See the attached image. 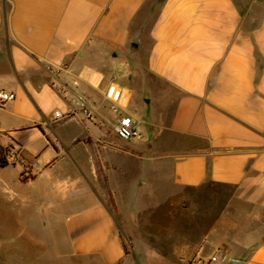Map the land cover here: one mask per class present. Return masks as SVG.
Returning a JSON list of instances; mask_svg holds the SVG:
<instances>
[{
	"label": "crops",
	"instance_id": "crops-1",
	"mask_svg": "<svg viewBox=\"0 0 264 264\" xmlns=\"http://www.w3.org/2000/svg\"><path fill=\"white\" fill-rule=\"evenodd\" d=\"M1 90L16 97L0 147L24 163L0 167V232L23 235L0 242V264H264V0H0ZM110 91L144 134L183 139L165 141L171 238L146 241L117 202L128 252L92 184L121 140ZM76 94L97 117L55 119Z\"/></svg>",
	"mask_w": 264,
	"mask_h": 264
},
{
	"label": "rangeland",
	"instance_id": "rangeland-1",
	"mask_svg": "<svg viewBox=\"0 0 264 264\" xmlns=\"http://www.w3.org/2000/svg\"><path fill=\"white\" fill-rule=\"evenodd\" d=\"M110 130L112 135L117 137L111 128ZM165 141L163 136L157 139L151 133L145 134L143 140H113V146L108 150L104 163L91 168L92 184L97 188L100 185L104 187L118 219L119 228L124 231V224H122L124 222L121 220L118 210L120 206L117 202H120L123 212L126 211L129 214L132 224L136 227L138 224L142 225L140 232L146 241L155 242L157 237L162 242L168 241L171 238L167 237L169 233L163 230L159 233V229L175 223L173 216L168 217L165 213V209L170 208L179 198V192L175 190L171 181V164L164 157L165 147H167ZM182 141V138H176L173 141V138L169 137L166 143L169 142L172 145L173 142ZM47 233L48 231L44 230V234ZM123 234L130 241V250L133 247V234L130 232L129 234L123 232ZM6 240L21 241L23 240L22 232L14 231L6 234L0 232V242ZM149 264L179 263L156 260Z\"/></svg>",
	"mask_w": 264,
	"mask_h": 264
},
{
	"label": "built area",
	"instance_id": "built-area-1",
	"mask_svg": "<svg viewBox=\"0 0 264 264\" xmlns=\"http://www.w3.org/2000/svg\"><path fill=\"white\" fill-rule=\"evenodd\" d=\"M64 68H51V73L55 76V88L61 91L63 94L69 92L68 85L59 79V75L64 71ZM16 94L10 91H0V106L6 102L15 99ZM108 97L112 99L113 104L111 109L115 112L116 118L113 125L114 133L124 141H131L133 139L143 140L145 138L144 132L140 128V120L135 116L130 115L124 111V106L121 105L120 101L123 97L121 92L110 91ZM77 114H82L84 118L92 120L97 117L98 110L93 107L88 100L80 94H76L72 100L70 106L64 111H56L55 119H70L75 117ZM7 160L9 162H21L24 163V159L18 152L11 150L8 152ZM228 255L225 253L216 252L211 255L207 260L203 258H192L188 264H211V263H223L228 261Z\"/></svg>",
	"mask_w": 264,
	"mask_h": 264
},
{
	"label": "trees",
	"instance_id": "trees-1",
	"mask_svg": "<svg viewBox=\"0 0 264 264\" xmlns=\"http://www.w3.org/2000/svg\"><path fill=\"white\" fill-rule=\"evenodd\" d=\"M5 152H6V150L4 148L0 147V167H4L8 164V160L6 158ZM118 232H119V235L122 237L123 243H124L125 248L128 252L129 247H130L129 240L126 239V237L124 236V234L120 228H119ZM126 241H127V243H126Z\"/></svg>",
	"mask_w": 264,
	"mask_h": 264
},
{
	"label": "water",
	"instance_id": "water-1",
	"mask_svg": "<svg viewBox=\"0 0 264 264\" xmlns=\"http://www.w3.org/2000/svg\"><path fill=\"white\" fill-rule=\"evenodd\" d=\"M230 264H244V263L239 260H233Z\"/></svg>",
	"mask_w": 264,
	"mask_h": 264
}]
</instances>
